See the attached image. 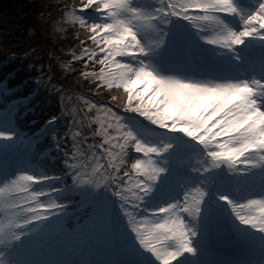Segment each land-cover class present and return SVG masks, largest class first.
Here are the masks:
<instances>
[{"label":"snow or ice","instance_id":"snow-or-ice-1","mask_svg":"<svg viewBox=\"0 0 264 264\" xmlns=\"http://www.w3.org/2000/svg\"><path fill=\"white\" fill-rule=\"evenodd\" d=\"M66 18L80 75L114 89L118 103L85 100L103 113L95 131L61 111L28 137L16 121L35 90L13 96L20 85L0 80L3 147L31 154L48 136L45 154L64 166L57 175L24 159L0 169V264H211L194 241L233 218L264 235V0H75ZM121 107L139 119L126 121ZM61 118L62 130L52 126ZM153 130L188 143L154 142Z\"/></svg>","mask_w":264,"mask_h":264},{"label":"rangeland","instance_id":"rangeland-1","mask_svg":"<svg viewBox=\"0 0 264 264\" xmlns=\"http://www.w3.org/2000/svg\"><path fill=\"white\" fill-rule=\"evenodd\" d=\"M30 1V0H29ZM32 1V0H31ZM22 3V10L19 12V17L16 24H20L27 29L29 40L32 43V46L24 48L23 52V61L32 68L33 76L35 79V88L37 90H45L48 95H57L61 100L60 89V81L64 80L67 76V82L69 83V87L72 89H79L78 85V77L80 73L77 71L75 73V69L84 70V63L81 61H73L70 55L71 51L66 52L63 47H60L59 40H62V36L65 37L66 32V22H71L67 18L55 19L46 17L45 13L42 12V8L40 10H36L37 8H33L31 3H26V0H20ZM28 4V5H27ZM47 13V12H46ZM237 26H239V20L235 19ZM72 24V23H71ZM32 39V41H31ZM83 39V38H82ZM242 49L247 48V44L241 46ZM67 65V66H66ZM91 70V69H88ZM98 71L99 65H97V69H93ZM73 73V74H72ZM43 76V81L41 82V77ZM55 76H58L55 78ZM92 89L95 90L99 88L96 86V82L94 79L86 81V84L93 82ZM36 83H40L38 86ZM85 84V85H86ZM83 89L80 88L81 92L84 93V96H96L92 92V90H87L86 86H82ZM105 88H101L100 91H105ZM74 90L72 91L74 93ZM122 93V89L120 90ZM75 94V93H74ZM117 95L116 91L110 90L107 93H104L101 98L102 100H107V97H111ZM87 97H83V99H79L78 101L73 100L72 94L63 95V105L67 103L68 109L72 112L73 115H76V118L79 119L81 116L85 117V123L94 125L95 128L99 127L97 123V116L103 117V113L99 112L98 107L89 108L85 103V100H88L92 103V100H89ZM62 101V100H61ZM98 101V100H97ZM116 102V101H115ZM118 103V102H117ZM93 104V103H92ZM81 105V108L84 110V114L80 115L81 108L78 106ZM75 110V112H74ZM78 113V114H77ZM124 116V114L122 113ZM97 124V125H96ZM97 126V127H96ZM164 132V131H163ZM96 144L100 143L101 137L97 136ZM88 139L91 137L88 135ZM175 143L185 144L187 141L183 140L182 137H174ZM167 142H171L170 140ZM174 142V141H173ZM5 143L11 144V142H0V153L7 149L4 148L3 145ZM95 143V142H92ZM86 147V145H85ZM11 161L7 162L10 164ZM87 192H95L101 198L111 199L110 192H105L101 189H84ZM115 207V206H114ZM235 224L239 228V233L246 234L247 241L251 244L255 240L260 239L262 234L250 228V226H245L239 223V221H235ZM195 246L201 249L202 253L205 251V242L201 243L199 241H194ZM262 244L261 247L262 248ZM263 249V248H262ZM199 259V257L197 258Z\"/></svg>","mask_w":264,"mask_h":264},{"label":"trees","instance_id":"trees-1","mask_svg":"<svg viewBox=\"0 0 264 264\" xmlns=\"http://www.w3.org/2000/svg\"><path fill=\"white\" fill-rule=\"evenodd\" d=\"M60 0H26V3H31V6L33 8H37L36 10H40L41 8L43 9L42 12L46 14V12H52L56 10V7L58 6ZM28 5V4H27ZM22 3H20V0H0V31H4L3 29H8L10 28L14 23L17 22L18 17H19V12L20 10L23 11L22 9ZM44 14V15H45ZM56 16V12L53 13ZM46 17H48V14H46ZM27 29L25 32H22L21 29H16L10 32V34H2L0 36L1 40L0 43L4 45V43H9L5 49L9 53L12 51L16 52L18 44H20V41L24 39L27 35ZM68 42H72V40H68L64 45H67ZM11 43H15L17 47L11 48L10 45ZM0 61L4 55V51L0 50ZM12 62V61H11ZM10 62V63H11ZM13 62H16L13 60ZM4 70H9L8 67H6ZM21 74H19L16 77V81L14 82H19L21 79ZM28 88V87H27ZM52 108V107H51ZM51 110H46L42 113V116L37 118L38 121H42L45 116H49ZM22 126L26 129V131L30 134L32 133L31 127L27 124V120L22 121ZM41 123V122H40Z\"/></svg>","mask_w":264,"mask_h":264},{"label":"clouds","instance_id":"clouds-1","mask_svg":"<svg viewBox=\"0 0 264 264\" xmlns=\"http://www.w3.org/2000/svg\"><path fill=\"white\" fill-rule=\"evenodd\" d=\"M259 264H264V260H261V261L259 262Z\"/></svg>","mask_w":264,"mask_h":264}]
</instances>
